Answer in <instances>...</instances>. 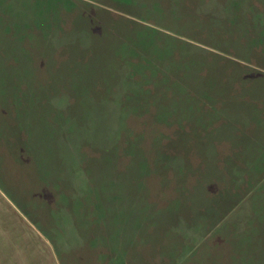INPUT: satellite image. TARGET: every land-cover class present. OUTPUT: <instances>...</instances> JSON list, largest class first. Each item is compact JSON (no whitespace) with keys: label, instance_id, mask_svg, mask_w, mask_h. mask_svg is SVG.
Instances as JSON below:
<instances>
[{"label":"rangeland","instance_id":"rangeland-1","mask_svg":"<svg viewBox=\"0 0 264 264\" xmlns=\"http://www.w3.org/2000/svg\"><path fill=\"white\" fill-rule=\"evenodd\" d=\"M0 187L63 264H264V0H0Z\"/></svg>","mask_w":264,"mask_h":264},{"label":"crops","instance_id":"crops-1","mask_svg":"<svg viewBox=\"0 0 264 264\" xmlns=\"http://www.w3.org/2000/svg\"><path fill=\"white\" fill-rule=\"evenodd\" d=\"M0 196L4 199L3 202L7 204L8 210L15 211L13 215L16 214L17 225L14 227L13 234H8L5 239L10 243V247L0 248V264H63L57 252L51 249L49 240L35 229L34 225L1 187ZM32 241H36L38 244L35 249H32Z\"/></svg>","mask_w":264,"mask_h":264}]
</instances>
